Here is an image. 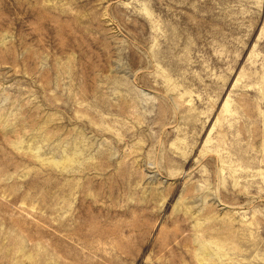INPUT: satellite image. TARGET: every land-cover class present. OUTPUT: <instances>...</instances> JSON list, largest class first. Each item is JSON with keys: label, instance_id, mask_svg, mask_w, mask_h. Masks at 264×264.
<instances>
[{"label": "rangeland", "instance_id": "obj_1", "mask_svg": "<svg viewBox=\"0 0 264 264\" xmlns=\"http://www.w3.org/2000/svg\"><path fill=\"white\" fill-rule=\"evenodd\" d=\"M0 264H264V0H0Z\"/></svg>", "mask_w": 264, "mask_h": 264}]
</instances>
